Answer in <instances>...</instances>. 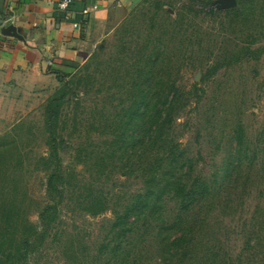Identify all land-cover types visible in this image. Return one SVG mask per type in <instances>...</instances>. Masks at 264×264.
<instances>
[{
	"label": "rangeland",
	"instance_id": "1",
	"mask_svg": "<svg viewBox=\"0 0 264 264\" xmlns=\"http://www.w3.org/2000/svg\"><path fill=\"white\" fill-rule=\"evenodd\" d=\"M189 1L140 0L131 11L100 19L89 28L92 54L85 64L48 80L0 82V146L15 142L5 155L14 163L21 156V187L28 194L27 218L38 227L40 210L54 202L46 190L50 171L41 161L48 153L45 109L61 87L69 89L61 124L64 143L59 153L60 170L66 186L59 219L44 245L31 255L29 264H92L114 214L112 210L98 216L86 212L84 188L92 186L94 194L102 192L108 207L125 206L143 189L147 175L140 159L150 161L148 150L134 152L130 147L127 154L118 151L111 158L112 166L106 169H97L91 161L103 152L113 154L111 144L120 129L118 115L130 105V76L145 51H153L154 45L163 48V68L169 70L188 98L180 102L182 111L172 135L187 149L196 166L189 182L196 176L203 177L213 187L211 196L187 216L195 237L206 239L216 264L247 260L245 252L250 242L254 247L250 250L251 264H259L264 256V238L260 242L252 235L254 224L257 229L264 227L263 0H255L254 11L246 9L237 17L221 5L213 17L205 14L209 6L199 15L196 13L201 9L194 7L189 15L195 18L185 14L190 22L180 30L175 21ZM199 5L204 6L200 1ZM246 46L255 53L235 62L233 59ZM220 63L224 66L202 81L207 70ZM198 73L201 76L196 80ZM238 131L250 149L248 158L239 154ZM166 200L167 219L172 223L179 204L171 197ZM157 229L154 226L144 244L126 246L131 264L139 252L143 253L142 264H161ZM130 237L128 242L136 239ZM207 262L196 253L186 264Z\"/></svg>",
	"mask_w": 264,
	"mask_h": 264
},
{
	"label": "trees",
	"instance_id": "2",
	"mask_svg": "<svg viewBox=\"0 0 264 264\" xmlns=\"http://www.w3.org/2000/svg\"><path fill=\"white\" fill-rule=\"evenodd\" d=\"M199 1L204 5L203 7H200ZM254 1L238 0L236 7L226 11L228 14H234L233 17L244 15L243 12H246V9L250 12L254 11ZM194 7L201 9L196 13L198 15L208 8L205 14L213 17L220 4L218 0H190L184 5L175 21L179 24L180 30L187 27L185 23L190 22L189 19H185V14L191 19L195 18L189 15L192 9L195 10ZM219 10L222 11V9ZM262 10H264V0ZM148 48L146 46V49ZM151 49L153 51H145L141 64H138L130 76L129 87L127 86L130 105L118 115L120 129L117 130L119 133H116L111 144L114 148L113 154L103 152L91 161L97 169H106L112 166L111 158L117 155L118 151L121 154H127L132 148L134 152L145 153L148 150L150 161L144 163V159H140L147 179L143 181V189L133 195L123 207H108V200L102 192L98 191L94 194L92 186L84 188L87 189L85 196L87 205L84 207L86 212L92 216H98L112 210L114 214L110 230L100 244L98 255L92 264H131L132 258L126 252V246L144 244L154 226L158 227L157 252L161 264H186L196 253L209 261L205 264H216V257H212L215 253L206 246L209 245L205 243L206 239L195 237V232L191 228L193 225L187 221V216L199 208L196 206L211 196L213 187L203 177L196 176L191 183L189 182L188 177L193 176L196 166L188 156L187 149L172 135L182 111L180 102L182 99L187 101L188 98L184 95L182 87L172 79L169 70L163 68L165 62L163 48L154 45ZM241 51L237 58L233 59L235 62L255 53L250 46H246ZM223 66L220 63L210 67L202 81H207ZM68 92L69 89L61 87L48 101L45 109L44 130L48 153L47 157L41 158V161L45 169L50 171L46 180V190L48 195L53 197L54 202H48L40 210V227L32 224L27 218L25 202L28 194L21 187L23 173L21 156L18 162L14 163L5 155L8 150L10 152V149L16 146L15 142L0 146V264H29L31 255L44 245L51 234L52 226L59 219V205L63 199L64 186H66V178L60 170L59 153L64 143L61 124L63 106ZM236 135L237 146H240V156L248 158L250 149L245 145L243 133L238 131ZM154 152L156 156L152 158ZM165 162L166 167H164ZM169 197L179 204L177 215L172 223L167 219L165 207L166 199ZM255 226L256 224L253 227L254 238L253 236L252 238L253 240L259 238L260 242H263L264 227L262 225V228L257 229ZM142 230H144L143 233H141ZM258 233H262L263 237L260 238ZM129 236L136 239L128 242ZM250 241H252L251 238L248 242ZM250 244L251 242L247 244L245 252L249 258L247 260L240 258L239 264H251L250 250H254V247ZM138 254L133 264H142L143 253ZM263 262L264 256L259 260V264Z\"/></svg>",
	"mask_w": 264,
	"mask_h": 264
},
{
	"label": "crops",
	"instance_id": "3",
	"mask_svg": "<svg viewBox=\"0 0 264 264\" xmlns=\"http://www.w3.org/2000/svg\"><path fill=\"white\" fill-rule=\"evenodd\" d=\"M0 0V82L48 80L85 64L92 50L89 28L127 13L140 0ZM97 9L94 10V7ZM89 10L90 14L82 15ZM78 24V28L75 25Z\"/></svg>",
	"mask_w": 264,
	"mask_h": 264
},
{
	"label": "built area",
	"instance_id": "4",
	"mask_svg": "<svg viewBox=\"0 0 264 264\" xmlns=\"http://www.w3.org/2000/svg\"><path fill=\"white\" fill-rule=\"evenodd\" d=\"M72 3V0H62L60 3H59V8L62 10V11H67L70 4ZM97 9V6L94 7V10ZM88 14H90V11L89 10H85L83 11L82 15L84 16H87ZM78 24L75 25L76 28H78Z\"/></svg>",
	"mask_w": 264,
	"mask_h": 264
},
{
	"label": "water",
	"instance_id": "5",
	"mask_svg": "<svg viewBox=\"0 0 264 264\" xmlns=\"http://www.w3.org/2000/svg\"><path fill=\"white\" fill-rule=\"evenodd\" d=\"M219 4L225 8H234L238 5V0H219ZM201 73L196 75V80H199Z\"/></svg>",
	"mask_w": 264,
	"mask_h": 264
}]
</instances>
